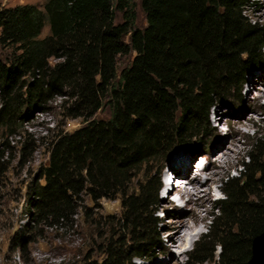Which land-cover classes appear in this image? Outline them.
<instances>
[{
	"label": "trees",
	"instance_id": "16d2710c",
	"mask_svg": "<svg viewBox=\"0 0 264 264\" xmlns=\"http://www.w3.org/2000/svg\"><path fill=\"white\" fill-rule=\"evenodd\" d=\"M249 3L45 0L42 7H0V138L32 111L56 109L82 121L72 132L49 129L47 162L26 189L24 226L61 228L85 197L119 198L101 259L88 255L76 264L151 259L159 177L134 182L143 167L160 156L166 164L205 135L210 110L264 67V24L252 19ZM136 4L142 27L135 25ZM128 55L119 70L118 58ZM29 140L27 133L23 151ZM248 146L238 175L222 181L207 232L189 254L194 264H264V127ZM8 149V139L0 141V167Z\"/></svg>",
	"mask_w": 264,
	"mask_h": 264
},
{
	"label": "rangeland",
	"instance_id": "374dc122",
	"mask_svg": "<svg viewBox=\"0 0 264 264\" xmlns=\"http://www.w3.org/2000/svg\"><path fill=\"white\" fill-rule=\"evenodd\" d=\"M44 2L45 0H0V7L17 4H34L42 7ZM136 10L135 25L142 27L144 19L137 4ZM247 10L252 19L264 24V0H250ZM47 33L48 25L44 27L42 36ZM262 51L264 53V39ZM5 55V51L0 48V56L4 58ZM131 56L118 58L119 70L130 61ZM54 105L56 102L52 104ZM105 116L106 110L97 113V117ZM81 125L80 119H63L56 109H51L44 113L30 112L21 123L11 128L14 132L10 135L8 129L1 130L0 141L8 139L9 149L0 167V264H76L88 255L94 259H101L105 238L103 234L110 229L107 218L109 216L118 218L121 213L119 198L93 202L85 197L73 222L61 228L44 227L30 230L24 226L27 220L26 189L37 176L40 167L47 162L48 152L44 143L46 136L50 134L49 129L72 132ZM262 127H264V67L260 66L245 76L242 85L230 97L217 103L210 110L209 127L205 135L172 152L166 164L160 156L159 160L142 168L134 182L135 187L143 182L144 176L148 173H155L159 177L158 200L153 207L157 235L155 233L156 247L153 257L149 260H136V263L194 264L189 254L194 250L196 242L207 232V225L214 211V202L222 196V181L227 176L238 175L240 164L247 155L251 137ZM27 133L30 140L28 147L23 151ZM188 161L189 167L186 166ZM203 161L206 162V166L201 170L198 165ZM170 167L173 176L176 175L175 170L179 175V178H174L177 185L182 186L191 182L189 189L209 190L208 195L181 196L177 189L174 191L171 189V193L161 196L162 174ZM179 219L189 222L200 233L192 239L193 242L187 239V242L185 240L181 247L177 248L170 238ZM113 229L116 231V228ZM184 235L183 231L182 236ZM182 251L184 253L180 255L178 252ZM197 264L214 263L207 261Z\"/></svg>",
	"mask_w": 264,
	"mask_h": 264
},
{
	"label": "bare ground",
	"instance_id": "6f19581e",
	"mask_svg": "<svg viewBox=\"0 0 264 264\" xmlns=\"http://www.w3.org/2000/svg\"><path fill=\"white\" fill-rule=\"evenodd\" d=\"M200 166H202L201 167V170H202L206 166V162L203 161L200 164ZM175 174L176 175L172 176L171 182L169 183V187L167 188V192H166L167 194L171 193L172 190L174 191L177 189V191L179 192V194H181V196H183L184 194H189V196H191V197L194 195H197V196H203L204 194H205V196L208 195L209 190H201L200 188H195L193 190H192V188L189 189V185H191V182L188 184L182 185V186L177 185L176 181H174L175 179L173 178V177H179L176 170H175ZM180 177H182V176L180 175ZM196 180H198V179H196ZM176 223L177 224L174 228L175 232L173 233V236L170 238V241L177 248H180L181 243L184 242L185 240H186V242H187V239L192 240L193 238H195V236H197L200 233L199 231L196 230V228H194L193 225H191L189 222H186L184 219H179ZM183 231L185 232L184 236H182ZM192 242H193V240H192ZM178 253L181 255L184 253V251L178 252Z\"/></svg>",
	"mask_w": 264,
	"mask_h": 264
}]
</instances>
